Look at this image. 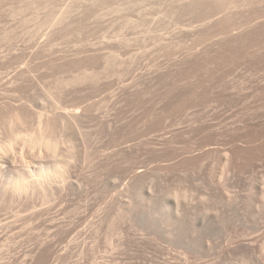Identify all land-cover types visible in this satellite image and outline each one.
I'll list each match as a JSON object with an SVG mask.
<instances>
[{
  "label": "rangeland",
  "instance_id": "rangeland-1",
  "mask_svg": "<svg viewBox=\"0 0 264 264\" xmlns=\"http://www.w3.org/2000/svg\"><path fill=\"white\" fill-rule=\"evenodd\" d=\"M14 136L0 264H264V0H0Z\"/></svg>",
  "mask_w": 264,
  "mask_h": 264
},
{
  "label": "clouds",
  "instance_id": "clouds-1",
  "mask_svg": "<svg viewBox=\"0 0 264 264\" xmlns=\"http://www.w3.org/2000/svg\"><path fill=\"white\" fill-rule=\"evenodd\" d=\"M22 143V138L18 137H12L8 140L5 141H0V157H3L4 159H8L14 166L17 167H23L25 160L19 156H16L12 148L17 145ZM30 150V146H26ZM33 159H38V160H53L57 161V158H53L50 155L48 157H36L33 156ZM30 163V161H28ZM171 199H173L177 205H179L181 202L184 203H189L193 202L195 193H193L190 190L187 189H174L173 192L169 196ZM203 203V202H202ZM204 213L210 214L211 209L210 208H204ZM238 264H252L251 257L242 254L237 258Z\"/></svg>",
  "mask_w": 264,
  "mask_h": 264
},
{
  "label": "bare ground",
  "instance_id": "bare-ground-1",
  "mask_svg": "<svg viewBox=\"0 0 264 264\" xmlns=\"http://www.w3.org/2000/svg\"><path fill=\"white\" fill-rule=\"evenodd\" d=\"M19 186L20 187H24V186H26V183L24 182V179L22 178V180L20 179V181H19Z\"/></svg>",
  "mask_w": 264,
  "mask_h": 264
}]
</instances>
